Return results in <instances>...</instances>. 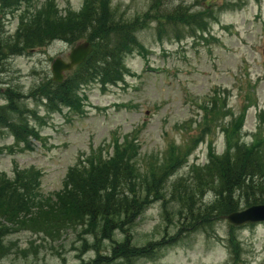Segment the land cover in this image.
I'll return each instance as SVG.
<instances>
[{
	"label": "rangeland",
	"instance_id": "1",
	"mask_svg": "<svg viewBox=\"0 0 264 264\" xmlns=\"http://www.w3.org/2000/svg\"><path fill=\"white\" fill-rule=\"evenodd\" d=\"M42 1L36 0L37 3ZM113 1L126 17H134L147 8L150 0ZM216 1L219 4L233 2ZM56 2L64 9L79 7L82 0ZM201 2L197 1L196 8L201 7ZM167 6L168 3L163 5L169 8ZM17 15L0 14L5 30L14 31ZM217 17V21L211 22L205 40L183 37L177 43L170 35L160 42L153 24L139 30L137 36L147 51L145 57L134 54L126 59L134 75L105 91L96 83L84 87L88 98L82 114L64 110L47 115L43 105L27 100L26 106L34 108L44 121L39 123L30 119L43 140L33 139L32 149L27 151L19 152L16 146L9 151L6 147L11 146L13 138L0 128V148L3 149L0 173L11 176L14 168L36 167L42 172L40 191L43 201L53 204L63 189L62 179L67 168L79 156L85 157L90 150L99 148L103 153L111 151L109 143L113 136L121 139L124 134L137 130L136 139L140 144L137 164L140 169L144 163H158L169 143L180 146L186 138L194 135L195 129H201L202 109L214 95L218 96L225 110L228 108V114L218 122L220 124L228 122L248 106L242 133L244 140L249 141L256 125L261 123L257 113L264 109V0H247L240 9L228 8ZM68 51L66 44L53 42L29 55L4 62L0 66V104L4 102L2 91L6 86L26 92L41 77L51 76V60L57 56L66 58ZM209 140L216 152H222L224 135L218 127L211 128L204 141L192 150L187 164L176 170L171 181L186 175L191 163L201 165L205 162ZM170 188L171 183L165 192L162 189L170 201L166 206L169 220L162 211L161 201L152 199L139 212L130 230L136 245L174 234L179 228L181 217L174 208V197L169 195ZM211 197V194H203L200 201ZM50 206L44 207L47 212L39 219V232L38 229L30 231L22 227L21 219L11 224L14 226L12 231L14 228L22 230L4 238L8 246H0V264H77L94 254L89 250L78 257L81 240L74 229L66 230L56 241L45 237L43 229L55 214ZM208 228L211 236L202 231L183 233L161 248L157 258H139L134 264H264V223L237 229L238 257H234L228 248L229 223L224 218L213 219Z\"/></svg>",
	"mask_w": 264,
	"mask_h": 264
},
{
	"label": "trees",
	"instance_id": "2",
	"mask_svg": "<svg viewBox=\"0 0 264 264\" xmlns=\"http://www.w3.org/2000/svg\"><path fill=\"white\" fill-rule=\"evenodd\" d=\"M1 2L12 10L21 5L26 7L21 16L28 19L21 21L14 36L0 33V64L11 55L28 53L56 38L71 44L87 39L93 44L92 53L66 73L63 83L56 84L45 77L28 94H20L7 87L4 92L7 102L0 106V127L9 129L22 143L28 136L37 137L23 114L28 112L35 117L36 113L24 105L20 106L19 99L31 96L39 102L44 97L51 110L66 105L81 111L79 87L95 80L102 86L120 80L122 73L127 71L122 63V52L138 46L132 32L144 24L138 18L125 20L110 7L108 0H83L78 12L68 11L64 16L58 13L53 0H44L39 7L33 5L32 0ZM158 3L159 0H152L143 20L158 15L170 23L197 20L198 26L204 27L207 16H201V12L190 14L186 8L177 7L158 13ZM27 11L30 12L28 15ZM159 27H162V22ZM240 120H236L234 125ZM229 137L224 155L218 157L210 153L204 166L191 168L187 180L178 179L171 183L169 195L174 197V208L181 217L179 228L174 234L156 241L136 245L130 230L139 212L152 199L161 201L162 211L169 220L166 206L170 201L164 192L177 163L189 153L187 147L178 150L170 146L163 162L145 165L143 171L134 163L136 151L133 145L117 146L109 159L91 153L68 169L63 189L53 204L44 203L39 192L38 170L15 169L12 177L0 173V218L10 224L21 219L22 227L37 231L41 227L39 219L47 212L44 207L51 205L49 209L55 214L43 229L45 235L56 241L66 230L74 229L82 241L79 253L89 250L94 253L78 264H133L136 258L156 256L161 248L183 233L206 230L213 219L237 210L242 203L248 206L264 202L263 140L257 139L250 146L241 147L232 135ZM207 191L212 192L213 199L201 203V195ZM5 224L0 220V240L14 227ZM117 234H120L119 238ZM231 241L234 242L233 234Z\"/></svg>",
	"mask_w": 264,
	"mask_h": 264
},
{
	"label": "water",
	"instance_id": "3",
	"mask_svg": "<svg viewBox=\"0 0 264 264\" xmlns=\"http://www.w3.org/2000/svg\"><path fill=\"white\" fill-rule=\"evenodd\" d=\"M88 50L87 44H81L75 47L70 54L71 64L80 61ZM68 67H70V64H64L60 59L54 60L52 63L54 79L59 81L61 79V71ZM227 219L234 224L264 221V204L251 206L240 212L231 213L227 215Z\"/></svg>",
	"mask_w": 264,
	"mask_h": 264
}]
</instances>
